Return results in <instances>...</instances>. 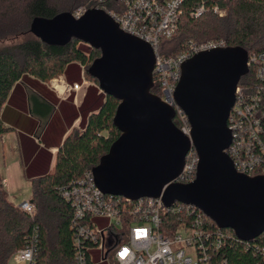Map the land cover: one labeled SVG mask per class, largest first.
Wrapping results in <instances>:
<instances>
[{"label":"water","instance_id":"1","mask_svg":"<svg viewBox=\"0 0 264 264\" xmlns=\"http://www.w3.org/2000/svg\"><path fill=\"white\" fill-rule=\"evenodd\" d=\"M30 31L50 46L76 39L101 52L89 73L105 95L120 101L114 125L121 132L93 169L103 194L131 201L162 198L166 207L195 206L244 242L264 233V176L239 173L227 153L233 141L230 114L249 72L244 48L204 51L182 65L174 98L190 123L189 136L174 122L176 109L152 93L153 47L124 32L105 10L90 9L80 18L68 12L36 17ZM192 149L199 158L196 178L180 183Z\"/></svg>","mask_w":264,"mask_h":264},{"label":"trees","instance_id":"2","mask_svg":"<svg viewBox=\"0 0 264 264\" xmlns=\"http://www.w3.org/2000/svg\"><path fill=\"white\" fill-rule=\"evenodd\" d=\"M65 6L51 0H0V41L8 36H22L24 39L0 49V136L11 128L3 121V109L14 88L27 77L48 83L64 75L73 65L84 68L85 77H92L89 69L101 57L99 50L73 39L65 46H50L35 37L31 23L36 17L47 19L72 12L78 0H67ZM85 1V3H83ZM86 11L103 9L116 12L121 5L116 0H82ZM202 0H186V14L180 19L177 33L170 39H163L159 53L166 58L175 57L192 41L197 44L209 41H224L226 47L244 48L249 57L264 52V0H207L208 5L218 3L228 14L220 18L207 12L201 18L190 17L189 11ZM73 4V5H71ZM158 78L154 75L152 93L161 96ZM254 70L249 66L248 74L239 83L240 87L257 84ZM120 101L101 93L92 106L82 114L86 116L83 131L73 130L61 145L53 173H45L32 181L34 214L20 210L9 199L0 175V264H10L14 254L33 242H37L36 264H76L74 247V211L64 199L61 190L82 179L86 173L100 163L113 143L121 136L114 125V117ZM48 107L45 115L51 113ZM181 129L178 117L174 120ZM183 183L188 181L181 180ZM167 224H175L178 216L165 214ZM214 254L211 264H264L261 248L264 234L253 243H246L235 237ZM163 232L171 234L169 231Z\"/></svg>","mask_w":264,"mask_h":264},{"label":"built area","instance_id":"3","mask_svg":"<svg viewBox=\"0 0 264 264\" xmlns=\"http://www.w3.org/2000/svg\"><path fill=\"white\" fill-rule=\"evenodd\" d=\"M116 1L121 5L118 11H105L124 32L153 47L160 97L176 109L181 130L190 136L188 118L174 98L182 75V65L201 52L226 48L225 42L197 44L191 41L181 54L163 57L159 53L160 43L177 33L180 19L187 12L186 0ZM85 12L82 9L75 17L80 18ZM207 12L220 18L228 14L227 9L221 8L218 3L208 5L207 0H202L201 4L189 11V15L198 19ZM249 66L253 68L258 83L249 88L239 86L237 89L236 102L229 118L233 141L227 153L239 173L256 177L264 176V52L252 54ZM49 86L60 95L81 87L78 84L70 86L61 77L52 79ZM198 162V155L192 149L178 182H193ZM61 192L74 211L76 264H96V255H100L101 262L111 259L113 264H211L214 254L221 251L232 238L228 229H220L195 206L176 202L166 207L162 198L131 201L122 196L103 194L95 184L93 172L86 173L82 179ZM18 208L31 216L35 210L31 202H25ZM165 214L178 216L180 220L172 225L167 224ZM103 219L110 220L104 228L100 222ZM163 229L171 234L164 233ZM182 231L185 235L180 234ZM261 253L264 257V247ZM36 258L35 241L18 250L10 264H36Z\"/></svg>","mask_w":264,"mask_h":264},{"label":"crops","instance_id":"4","mask_svg":"<svg viewBox=\"0 0 264 264\" xmlns=\"http://www.w3.org/2000/svg\"><path fill=\"white\" fill-rule=\"evenodd\" d=\"M60 77L80 89L60 95L49 83L27 77L14 88L3 109L4 124L11 129L0 136V175L12 203L21 185L31 186L34 179L54 172L64 140L73 130H84L87 118L82 106L90 108L103 93L86 79L81 65L70 66Z\"/></svg>","mask_w":264,"mask_h":264},{"label":"rangeland","instance_id":"5","mask_svg":"<svg viewBox=\"0 0 264 264\" xmlns=\"http://www.w3.org/2000/svg\"><path fill=\"white\" fill-rule=\"evenodd\" d=\"M51 2L54 3V4L61 5V6L64 7L65 3H67L68 1L67 0H51ZM83 3H85V1ZM83 3H82V0H78V2L75 1L74 5L71 4V5H73L72 12L75 13V15L78 12H82V9H84V7L82 6ZM23 39L24 38L22 36H16V37L15 36H8V37H6V38H4L3 40L0 41V49L4 48L6 46L13 45V44H15L17 42H20ZM86 79L91 84H96L93 79L88 78V77H86ZM31 198H32L31 186L29 184H27V183H24L23 185H21L16 190L15 198L13 199V204L18 207V206H20L21 204H23L25 202H30ZM100 222H101V226L104 228L105 226H107V224H109L110 220L103 219V220H100ZM180 234L185 235V232L182 231V232H180ZM95 262H96V264H113L111 259L109 261L101 262L100 255H96Z\"/></svg>","mask_w":264,"mask_h":264}]
</instances>
